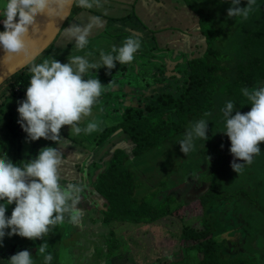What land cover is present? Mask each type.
Listing matches in <instances>:
<instances>
[{
	"label": "clouds",
	"instance_id": "1",
	"mask_svg": "<svg viewBox=\"0 0 264 264\" xmlns=\"http://www.w3.org/2000/svg\"><path fill=\"white\" fill-rule=\"evenodd\" d=\"M105 0H5L0 16L4 31H0V49L5 53V62L28 55L29 30L38 29L37 18L63 19V13L73 6L81 9H103ZM227 11L229 19L247 21L256 7V0H230ZM101 16L89 17L86 25L71 24L64 29L65 36L74 42V50L67 63L54 57L30 66V83L26 99L18 102V123L29 141L41 138L57 143L60 148L69 144L61 136V129L69 126L71 135H90L102 131L101 121L94 116V107L107 90L94 75L93 70L106 67L112 70L117 63L130 65L141 48L137 38H126L122 46H113L110 51L99 50V62L93 52H85L94 28H103ZM243 96L251 105L247 113L234 111V103L228 101L221 109L225 121V134L230 142V153L234 157L231 167L239 173L245 165H251L261 152L264 143V87L243 88ZM235 113V114H234ZM211 116L210 112L204 113ZM208 121L193 122L183 139L179 141L181 151L187 156L194 150L197 139L208 140ZM63 154L57 148L44 147L37 157L13 163L5 152L0 156V243L5 236H20L32 241H44L38 254L44 264H51L53 255L48 252L45 237L58 225L66 222L79 226L82 210L78 207L82 186L78 183L63 184L60 168ZM237 161H240L239 163ZM15 205L10 217L6 216L9 205ZM10 229V231H8ZM32 255L24 250L11 256L7 264H34Z\"/></svg>",
	"mask_w": 264,
	"mask_h": 264
},
{
	"label": "rangeland",
	"instance_id": "2",
	"mask_svg": "<svg viewBox=\"0 0 264 264\" xmlns=\"http://www.w3.org/2000/svg\"><path fill=\"white\" fill-rule=\"evenodd\" d=\"M4 2L5 0H0V9H2ZM185 2L197 17L202 18L199 23L201 32L205 38L207 36L206 30L208 29L207 24L209 22L203 20V16L205 15L211 16L209 23H211V21L219 25L222 23V25L227 27V30L229 29V32H231V35L228 36L231 38L230 46L229 50H224V52L241 60L244 51L242 42L239 38L240 35L243 36V33L246 31L244 28L246 21L239 18H228L227 11L232 6L230 0H185ZM260 3L261 0H256V7L253 12L259 10ZM240 6L246 7L247 0H241ZM75 12L76 10H74L73 15ZM3 29V25H0V31H4ZM227 45H229V42ZM196 47L201 49L199 51L200 54H204L206 49L205 42L201 41ZM43 56H45V54L37 60V63ZM182 74L181 72L177 75L182 76ZM185 75L186 74H184V76ZM9 85L10 84L7 82L0 86V110L4 114L1 115L0 112V155H4L6 152L8 156H13L14 159L19 161V158L17 156L15 157L17 152L15 150L11 151L9 147V124H18L17 118H19V113L17 110H13L9 113L4 109L3 105L6 100L9 101L13 96V92H11ZM167 88H169V86H167L163 92L170 91ZM155 97H157V95L151 98L141 97L139 101L141 104H145V106H142L145 109L146 105L149 106L150 103L156 101ZM211 118L212 122L216 118L217 125L219 121V125L221 124L220 131L216 134V128H214L216 124L211 127L208 126L209 130L207 135L209 139L195 140L194 150L187 156L181 151L179 141L183 139L193 122H190L189 126L184 130V133L179 134L172 143L163 144L161 147L147 152L142 157L131 158L130 164L138 185L135 196L137 198L146 197L152 200V203L160 205L163 199V195H160V192H168V195L176 199L171 202L170 205L173 215L170 219L160 220L152 224L146 223L138 227H133L131 225L115 226L116 238L119 241V246L112 251L110 256H108L110 250L107 241L111 238L110 233L111 230L114 229L113 225L115 223H111V225L102 223L105 210H103L102 205L99 204L101 203L100 201L94 200L93 198L89 200L85 195V193L89 195V192L92 191V186L89 184L85 185L84 182H87L86 179L81 182H70L74 176L72 170L75 169L76 173L79 175L85 173L87 162L100 156L99 149L95 150L93 145L92 148L94 150L87 152L86 150H88V147L76 149V146L72 144L73 142L68 144L66 148H64L63 145L61 146L62 148H60L55 142L45 145V147L57 148L64 155L63 164L60 168L62 177L61 182L63 184L79 183L83 189L78 205L83 212L80 225L75 226L66 222L63 225H58L49 236L45 237V241L48 243V252L53 255L51 264H196L201 256H199L196 251L188 249V247L193 245V242H180L182 230L184 227L202 229V218L204 215H213L214 212L218 214V220L216 221L217 226L223 228L222 230H216L215 237L219 241H226L228 249L224 251V253L228 258H233L238 253L246 254L247 240L252 244V249H254V251L256 250L257 253L264 256V239L260 242H255L254 236L257 228L251 227L250 225V222L256 218L250 217L248 218L249 221L246 222V219H243V216L246 214L238 211L239 214L236 216L234 211V206L242 201V199L239 201L236 199L237 193L240 192L241 189H244L247 184L250 185V180H252V185L256 188L253 190V188L248 185L250 189L249 198L256 199V197H258L260 199L261 196L264 197V178H261L262 175L257 172L250 180H238L237 175H239V173L233 171L231 167V163L234 159L230 153L231 142L229 138L223 134L225 131V121L221 109L214 111ZM122 121L123 117L121 120H118L116 124L119 125ZM211 129L212 131L209 132ZM107 131L109 132L110 128H108ZM120 134L122 135L121 132ZM121 135L115 134L109 141L105 139L101 143L103 153L107 151L104 157V163L107 165L117 147L126 150L128 153H130L133 148L131 140ZM107 142L109 146L106 145ZM101 146L99 145V148ZM74 150H76L75 156L72 155ZM81 156L83 160H80ZM75 158L79 161L72 163ZM237 162L239 163L240 161ZM99 163L100 162H98V164ZM222 167H224V170H222ZM64 169H69L71 174L67 175L63 173ZM213 174H215V177L218 176L221 180L219 184L222 185H220L219 191L222 194L226 192L236 194L231 200H228L227 203L220 202L204 213V210L200 208L202 203L198 202V200L210 189L211 183L209 179ZM251 174H253V169L250 168V165H245L241 171V175ZM89 201H93L96 205L100 206L96 210L91 207ZM14 207V204L8 206L6 216H11ZM74 226L76 231L71 233V239H74L75 236L77 242L73 240L71 251L75 250L79 252L78 256H76L75 253L70 254L68 243L65 242L66 245L64 247L62 246L64 240L67 239L69 230ZM8 231H10V229ZM43 242L42 240L32 241L20 236L9 237L6 235L3 242L0 243V249L6 252L9 251V258L7 261L16 253L28 250L36 253L33 254L30 252L33 256L32 259L34 264H44L43 256L37 255L38 248Z\"/></svg>",
	"mask_w": 264,
	"mask_h": 264
},
{
	"label": "trees",
	"instance_id": "3",
	"mask_svg": "<svg viewBox=\"0 0 264 264\" xmlns=\"http://www.w3.org/2000/svg\"><path fill=\"white\" fill-rule=\"evenodd\" d=\"M210 18L209 15L203 16L205 21L210 22ZM209 22L205 38L207 48L201 57L192 58L188 62L184 86L172 91H161L155 97L156 101L149 106L146 105L145 109L144 107L127 108L123 114V121L111 128L109 132L105 131L100 137L99 145L101 146L105 139L112 136L111 134L122 132L123 136L130 139L133 144L130 153L118 147L115 149L108 165L98 175L94 185L95 192L106 200V211L102 222L107 225L115 223L110 233L111 238L107 241L110 250L108 256L119 246L115 226L138 227L146 223L152 224L170 219L173 215L170 205L176 199L168 195V192H160V195H163L160 205L152 203V200L146 197L135 196L138 185L130 164L131 158L142 157L163 144L172 143L179 134L184 133L190 122L206 119L208 126H213L217 122L216 118L212 122L213 112L222 109L228 101L234 103V111L249 112L251 105L241 90L245 87L249 89L264 87V0H261L259 10L253 12L246 21L244 35H240L239 40L242 42L244 51L241 60L224 52L229 50L230 46L229 29L227 30L222 23L219 25ZM228 42L229 45H227ZM37 60L33 63L37 64ZM30 66L31 64L5 82L10 84L12 94L26 93L31 78ZM173 90L176 91L173 92ZM205 112H210L211 116L205 117ZM9 126L10 150H15L17 152L15 157L20 158L23 129L19 123H10ZM214 128L217 134L221 129L219 121ZM211 131L212 129L209 132ZM260 148V154L254 157L250 165L253 174L241 175L239 172L237 175L239 181L250 180L257 172L262 175L261 178H264V143L260 145ZM8 157L13 163L20 162L13 156ZM214 175L209 179L210 189L198 200L202 203L200 208L204 210V213L220 202L227 203L236 194L227 192L222 194L219 191L222 185L219 184L221 180ZM248 185L237 193L236 199L238 201L242 199V201L234 206V211L236 216L239 214L238 211L246 214L243 216L246 222L250 217L256 218L250 222V225L257 228L254 238L255 242H260L264 239V209H261L264 208V197L249 198V186L253 190L256 187L252 185V180ZM217 217V212L213 215L205 214L202 218V229L184 227L182 230L180 242H193L188 249L196 251L201 256L196 264H264V256L252 249L249 240L246 241V254L238 253L235 257L228 258L224 253L228 249L226 241H219L215 237L216 230L223 229L217 226Z\"/></svg>",
	"mask_w": 264,
	"mask_h": 264
},
{
	"label": "crops",
	"instance_id": "4",
	"mask_svg": "<svg viewBox=\"0 0 264 264\" xmlns=\"http://www.w3.org/2000/svg\"><path fill=\"white\" fill-rule=\"evenodd\" d=\"M74 10L76 12L73 15ZM73 12V16L71 15L65 24L56 42L44 53L45 56L37 64L49 57H54L61 63H67V58L71 52L83 55V53L75 52L74 42H70L65 36L64 29L73 23L81 26L86 25L91 16H101L104 23L103 28L92 30L89 37L90 44L84 50L85 52H93L96 62H99V50L108 52L113 46L119 48L128 37L137 38L141 41V48L135 54L132 64L120 65L117 63L112 70H108L106 67L93 70L94 75L102 85H108L99 103L94 107V116L102 122V131L90 135L70 136L69 126H64L61 129L62 138L68 140L69 144L73 142L72 144L76 146V149L88 147L86 151L91 152L94 150L93 145L95 150L99 149L100 156L87 162L85 173L79 175L75 169L72 170L74 176L70 182H81L86 179L85 185L89 184L93 190L89 192V195L86 193L85 195L89 200L93 198L100 201L99 204L102 205L103 210H106V200L94 191L98 175L107 166L104 163L107 151L103 153L102 146L99 148L101 135L106 129L116 127V122L122 119L127 108L138 109L145 106L139 101L141 97L151 98L158 95L170 84L175 85L176 83L179 88L184 86L187 77L184 74L187 72L188 62L193 57L202 56L203 53L200 54L199 52L201 49L196 46L201 41L205 42V37L200 29V18L191 11L185 0H105L103 9L86 10L74 6ZM2 20L3 17L0 16V21ZM0 25L3 24L0 23ZM181 72L183 73L182 76H178L177 74ZM24 99H26V93L19 94L17 92L9 101H5L4 109L11 113V111L17 110L18 102ZM1 115H4L3 112ZM17 119L19 120V118ZM115 134L121 135L118 132L113 133L112 136ZM51 142L53 141L43 138L39 141H29L27 134L23 131L19 160L27 161L37 157L40 150ZM106 145L109 146V143L107 142ZM75 153L76 150L73 151L72 155L75 156ZM80 160H83L82 156ZM78 161L75 158L72 163ZM98 162L100 163L98 164ZM63 173L71 174L69 169H64ZM89 203L96 210L100 206L93 201H89ZM73 231H76L75 226L69 230L67 239L64 240L62 246L64 247L68 243L70 254L75 253L78 256L79 252L71 251L73 240L77 242L75 236L74 239H71ZM8 252L0 249V264H7ZM32 253L36 254L35 252Z\"/></svg>",
	"mask_w": 264,
	"mask_h": 264
},
{
	"label": "water",
	"instance_id": "5",
	"mask_svg": "<svg viewBox=\"0 0 264 264\" xmlns=\"http://www.w3.org/2000/svg\"><path fill=\"white\" fill-rule=\"evenodd\" d=\"M73 9L74 6L63 13L62 20H49L46 16L37 18L38 29L34 32L29 30L27 57L20 55L10 63L5 62V53L0 49V86L35 62L56 42L65 24L70 19Z\"/></svg>",
	"mask_w": 264,
	"mask_h": 264
},
{
	"label": "flooded vegetation",
	"instance_id": "6",
	"mask_svg": "<svg viewBox=\"0 0 264 264\" xmlns=\"http://www.w3.org/2000/svg\"><path fill=\"white\" fill-rule=\"evenodd\" d=\"M169 86V85H168ZM179 87L176 85V83H175V85H171V86H169V88H167L168 90H170V91H172V89H178ZM174 91H176V90H173V92ZM93 190V189H92ZM95 191V190H94ZM96 193V192H95ZM97 194V193H96ZM95 200V199H94ZM106 211V210H105ZM103 223V222H102ZM104 224V223H103Z\"/></svg>",
	"mask_w": 264,
	"mask_h": 264
}]
</instances>
